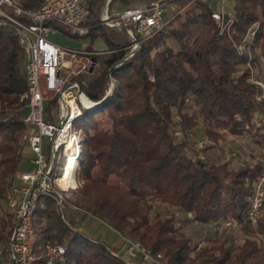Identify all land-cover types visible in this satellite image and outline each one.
Returning a JSON list of instances; mask_svg holds the SVG:
<instances>
[{"label": "trees", "instance_id": "trees-1", "mask_svg": "<svg viewBox=\"0 0 264 264\" xmlns=\"http://www.w3.org/2000/svg\"><path fill=\"white\" fill-rule=\"evenodd\" d=\"M152 1L110 0L108 6ZM190 1L173 0L179 6ZM16 2L35 8L42 0ZM192 2L183 18L175 24L163 22L132 55L125 26L100 21L106 0L90 3L84 35L49 22L72 38L87 37L84 54L95 62L91 72L87 68L74 76L94 105L74 121L82 134L79 174L84 182L73 204L108 223L120 239H135L154 257L160 254L166 264H264V203L254 223L247 216L261 165L231 167L199 159L190 140L175 134L177 128L183 133L196 129L202 120L203 134L214 142L225 135H249L264 143L260 106L243 67L247 54L233 45L256 23L253 48L264 57V0H232L231 20L222 24L206 1ZM0 19V264H13L8 243L14 221L6 191L22 162L28 82L17 33ZM97 38L106 49L95 54ZM157 202L204 225L230 219L245 237L238 244H209L196 251L170 210L150 218ZM78 213L70 211L65 217L52 195L38 197L32 215L34 264H45L46 243L64 247L56 264H143V258L126 259L119 249L84 233Z\"/></svg>", "mask_w": 264, "mask_h": 264}, {"label": "built area", "instance_id": "built-area-1", "mask_svg": "<svg viewBox=\"0 0 264 264\" xmlns=\"http://www.w3.org/2000/svg\"><path fill=\"white\" fill-rule=\"evenodd\" d=\"M92 1L42 0L35 8H23L15 0H0V18L12 24L26 58L28 112L23 117L26 128L21 141L32 154L33 164L30 170L20 171L16 182L6 191L7 206L14 221L8 243L13 264H34L32 215L38 197L50 194L60 206L63 193L81 184L82 134L74 121L83 109L94 105L74 78L84 70L83 66L75 64L84 49L62 48L48 40L47 35L51 28H56L49 22L78 35L86 34ZM109 2L106 0L100 21L111 27L125 26V32L132 40L129 55L138 48L140 41L148 39L163 26L162 16L167 3L163 0L131 5L114 13H110ZM212 17L219 20L221 15L213 12ZM253 82L258 87L256 99L261 104L264 122V81L253 79ZM262 151L263 171L251 199L250 220L257 218L264 198V149ZM124 242L130 257L140 254L144 260L156 262L161 257L160 254L154 257L135 239L124 238ZM43 255L45 264H56L63 259L64 247L46 243Z\"/></svg>", "mask_w": 264, "mask_h": 264}, {"label": "rangeland", "instance_id": "rangeland-1", "mask_svg": "<svg viewBox=\"0 0 264 264\" xmlns=\"http://www.w3.org/2000/svg\"><path fill=\"white\" fill-rule=\"evenodd\" d=\"M156 1V0H155ZM166 3L165 10L163 12V22H168L172 20V24H175L178 21V18L181 19L184 17L185 11L192 7L194 2L190 1L185 6H179L173 2V0H163ZM208 3V5L214 9V12H217L221 15L220 19L217 20L220 24L223 23V20L227 22L231 20V10L232 7V0H204ZM153 2V1H152ZM115 7L110 8V13L120 12L124 8V4L122 3H114ZM215 19V18H214ZM216 20V19H215ZM256 23L253 24L251 27L248 28L244 36L238 40L234 41L233 45L236 51L240 54L246 53L247 54V62L243 67L248 70V75L246 77V81L254 86L255 88V95L254 98L256 102L260 106V122L264 125L262 121V107L260 102L256 99V93L258 92L257 85L253 82V79H262L264 81V57H262L260 49L258 47L253 48V43H255L252 36L255 34ZM47 39L51 42L55 43L56 45L65 48V49H84L85 46L89 43V39L87 37L81 38H72L69 35L63 33L59 29L51 28L48 32ZM136 39H139L136 37ZM143 41V40H142ZM141 41L139 42L138 48L140 46ZM93 48L95 49V54L103 52L106 47L105 43L101 38H97L93 44ZM87 47V46H86ZM129 49L132 48V44H130ZM103 48V49H101ZM137 48V49H138ZM85 50L82 54H80L78 60L75 61V64H80L86 70L87 68L95 66L94 60L89 56H85ZM256 59V61H255ZM189 102L190 100H187ZM178 115L175 114V119H178ZM264 130V127L262 131ZM176 136H185L190 140V148L192 151H195V157L207 160L212 159L216 162H228V165L231 167H242L247 164H252L258 162L261 165V172L258 176H261L263 168L261 162V155L263 153L262 149H264V143L259 145L255 142V140L249 135H225L219 138L216 142L208 139L203 134V123L202 120L198 121V126L194 130H187L184 133L181 131L180 128L175 130ZM263 141H264V132H263ZM26 148V146H24ZM189 148V149H190ZM81 152V151H80ZM32 156L27 152L23 151L22 153V162L20 165V171H27L33 167L31 162ZM80 159V155H79ZM80 162V160H79ZM18 171L12 181V183L16 182L17 174L20 172ZM81 184L72 190L64 192L61 201V205L57 203L55 198V204L60 212L65 213V217L70 213V211L80 212L78 213L77 220L78 225L81 230L89 236L100 238L101 240L105 241L107 244L119 249V253L126 259H131L132 261H138L142 259V256L138 254L136 257H130L126 252V243L124 242V238L120 239L119 235L110 227V225L95 216H92L88 213L79 211V208L73 204L77 191L83 185V179L80 177ZM256 180L254 184L253 194L258 182ZM111 183H117L116 178H110ZM251 197V199H252ZM251 203V200H250ZM263 203L260 213L258 214L257 218L262 214L263 210ZM250 209V205H249ZM249 209L247 212V216L249 219ZM170 210L171 213L175 216L176 219L179 220L177 225L182 226V231L187 234L195 247V250H199L206 245L211 244H218V243H234L238 244L242 241L245 237L239 226L230 219L222 220L218 223L213 224H201L195 220H191V215L189 213H183L176 208L165 206L161 203H155L153 208L150 211V218L154 219L155 214L158 213L160 217L164 216L166 211ZM250 220L252 223L256 221ZM188 219V221H186ZM185 220V221H184ZM144 260V259H143ZM166 264L165 262L161 261H148L144 260L143 264ZM1 264H9L8 262H1Z\"/></svg>", "mask_w": 264, "mask_h": 264}, {"label": "crops", "instance_id": "crops-1", "mask_svg": "<svg viewBox=\"0 0 264 264\" xmlns=\"http://www.w3.org/2000/svg\"><path fill=\"white\" fill-rule=\"evenodd\" d=\"M16 1V0H15ZM106 46H104V48H105ZM101 49H103V48H101ZM23 151H27L31 156H32V154L30 153V151L27 149V148H24L23 147ZM122 240V239H121ZM123 241V240H122Z\"/></svg>", "mask_w": 264, "mask_h": 264}, {"label": "water", "instance_id": "water-1", "mask_svg": "<svg viewBox=\"0 0 264 264\" xmlns=\"http://www.w3.org/2000/svg\"><path fill=\"white\" fill-rule=\"evenodd\" d=\"M118 28H122V27H120V26H118ZM93 70V67H90V72Z\"/></svg>", "mask_w": 264, "mask_h": 264}, {"label": "bare ground", "instance_id": "bare-ground-1", "mask_svg": "<svg viewBox=\"0 0 264 264\" xmlns=\"http://www.w3.org/2000/svg\"><path fill=\"white\" fill-rule=\"evenodd\" d=\"M66 173H67V171H66Z\"/></svg>", "mask_w": 264, "mask_h": 264}]
</instances>
